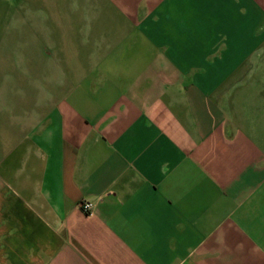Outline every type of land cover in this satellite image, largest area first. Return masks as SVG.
I'll use <instances>...</instances> for the list:
<instances>
[{"label":"crops","instance_id":"1","mask_svg":"<svg viewBox=\"0 0 264 264\" xmlns=\"http://www.w3.org/2000/svg\"><path fill=\"white\" fill-rule=\"evenodd\" d=\"M12 1L0 264H264V0Z\"/></svg>","mask_w":264,"mask_h":264},{"label":"rangeland","instance_id":"2","mask_svg":"<svg viewBox=\"0 0 264 264\" xmlns=\"http://www.w3.org/2000/svg\"><path fill=\"white\" fill-rule=\"evenodd\" d=\"M13 4H14V2L13 1L11 2V0H3V6L13 5ZM2 25H3L2 32H3V37H4L5 32L9 31L8 29L10 28V25L14 26V25H16V23H11L9 13H6V14H3V24ZM20 31H21L20 29L17 30V32H20ZM7 49H8V47L4 45L3 46V52H6ZM29 49H30L29 51L33 50V48H29ZM19 51H22V50L19 49ZM7 69H8V66H7ZM9 79H11V78H10V76H8V74H6L5 76H1L0 77V86H2L4 88V86L9 83ZM2 94H4V93H2Z\"/></svg>","mask_w":264,"mask_h":264},{"label":"built area","instance_id":"3","mask_svg":"<svg viewBox=\"0 0 264 264\" xmlns=\"http://www.w3.org/2000/svg\"><path fill=\"white\" fill-rule=\"evenodd\" d=\"M93 203L92 202H90V201H85V202H82V204H81V207H82V209H83V211L85 212V213H89V212H91L92 211V209H93Z\"/></svg>","mask_w":264,"mask_h":264}]
</instances>
